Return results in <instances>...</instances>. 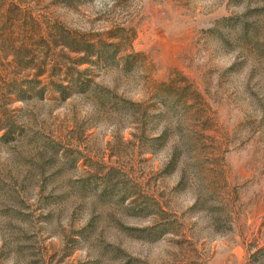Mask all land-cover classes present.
<instances>
[{
  "label": "rangeland",
  "instance_id": "1",
  "mask_svg": "<svg viewBox=\"0 0 264 264\" xmlns=\"http://www.w3.org/2000/svg\"><path fill=\"white\" fill-rule=\"evenodd\" d=\"M260 250L264 0H0V264Z\"/></svg>",
  "mask_w": 264,
  "mask_h": 264
},
{
  "label": "trees",
  "instance_id": "2",
  "mask_svg": "<svg viewBox=\"0 0 264 264\" xmlns=\"http://www.w3.org/2000/svg\"><path fill=\"white\" fill-rule=\"evenodd\" d=\"M86 48H88V49H85V50L88 53H91V49L93 48V46L92 45H89ZM92 54L97 57V61L98 62H108V58L104 56L103 50L101 48L97 52H93ZM82 64H85L84 60H83L82 63H80V65H82ZM70 76H72V78H74L73 75H70ZM66 78H68V77H66ZM71 83L74 84V85H76V86L79 85V83H77L75 80L74 81H71ZM91 83H92V81L88 80V81H85L84 83H82L81 86H85V85L90 86ZM256 255L257 256L260 255L261 264H264V251L263 250H260V251H258V253H256Z\"/></svg>",
  "mask_w": 264,
  "mask_h": 264
}]
</instances>
